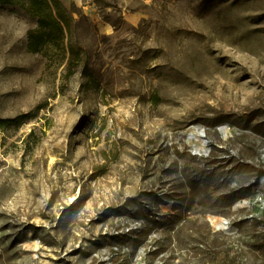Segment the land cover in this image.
Returning <instances> with one entry per match:
<instances>
[{
    "label": "rangeland",
    "instance_id": "374dc122",
    "mask_svg": "<svg viewBox=\"0 0 264 264\" xmlns=\"http://www.w3.org/2000/svg\"><path fill=\"white\" fill-rule=\"evenodd\" d=\"M61 1L87 70L0 7V264H264V0Z\"/></svg>",
    "mask_w": 264,
    "mask_h": 264
},
{
    "label": "trees",
    "instance_id": "16d2710c",
    "mask_svg": "<svg viewBox=\"0 0 264 264\" xmlns=\"http://www.w3.org/2000/svg\"><path fill=\"white\" fill-rule=\"evenodd\" d=\"M0 7H17L36 19L37 27L28 34L29 52L42 53L47 48L61 46L67 68L82 65L87 70L88 60L82 55L74 38L77 21L61 0H0ZM76 61L80 62L75 63ZM19 118L5 120L2 128L19 122Z\"/></svg>",
    "mask_w": 264,
    "mask_h": 264
}]
</instances>
